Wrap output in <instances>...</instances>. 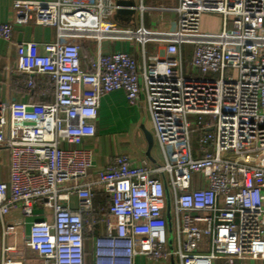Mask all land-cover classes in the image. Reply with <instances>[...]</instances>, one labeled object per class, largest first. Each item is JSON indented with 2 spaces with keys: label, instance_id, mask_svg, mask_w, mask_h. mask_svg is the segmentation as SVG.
I'll list each match as a JSON object with an SVG mask.
<instances>
[{
  "label": "built area",
  "instance_id": "built-area-1",
  "mask_svg": "<svg viewBox=\"0 0 264 264\" xmlns=\"http://www.w3.org/2000/svg\"><path fill=\"white\" fill-rule=\"evenodd\" d=\"M13 9L15 24L58 33L56 42L29 43L18 56L16 71L28 88H36V76L49 77L55 102L7 107L10 177L0 183L1 220L15 209L25 217L36 207L52 214V222L30 226L27 244L40 263L85 264L86 234L97 226L103 233L94 242V264H137L138 257L159 264L264 262V0H179L177 29L163 39L161 55L140 66L129 54L98 51L91 71L82 65L81 40L144 45L149 38L142 35L154 31L120 27L115 0L16 1ZM204 14L221 16L220 34L200 32ZM12 34L13 23L0 25L1 39ZM185 44L193 46L189 76ZM117 90L132 106L145 97L164 165H134L118 154L96 168L91 151L62 147L95 137L100 100ZM97 193L109 199L101 220Z\"/></svg>",
  "mask_w": 264,
  "mask_h": 264
},
{
  "label": "crops",
  "instance_id": "crops-1",
  "mask_svg": "<svg viewBox=\"0 0 264 264\" xmlns=\"http://www.w3.org/2000/svg\"><path fill=\"white\" fill-rule=\"evenodd\" d=\"M16 1H30L49 3L56 0H0V25L13 23L12 40L6 41L0 38V183L8 182L10 177L11 153L6 148L5 142L10 125V116L7 107L13 102L26 104H53L55 92L52 79L47 76H36V88L30 89L27 86V76L16 71L17 59L21 54L26 53L29 43L45 44L58 40L57 30L53 27L37 26L34 23L26 25L15 24L14 3ZM136 3L135 27L142 26L154 32H146L144 38H149L144 45L135 39H110L104 38L98 43L96 40H81V57L84 70L91 71V57L98 51L104 55L112 53H126L131 55L140 66L149 64L152 58L163 53L169 33L177 29V14L174 9L178 7L179 0H134ZM144 7L145 11H141ZM204 16V15H203ZM202 16V17H203ZM115 21V20H114ZM116 22V21H115ZM122 28L134 27L116 22ZM222 32V28L219 33ZM191 44L182 46V58L190 51ZM192 51L191 60H192ZM189 62V67H190ZM185 72V71H184ZM188 73L190 72L187 71ZM83 96L90 95V89H82ZM96 135L88 138L83 143L70 146L63 144L65 149H85L93 155V165L98 167L106 166L114 155L126 154L134 165L147 162L150 166H162L166 158L162 147L158 143L151 116L149 114L145 97L137 105H130L123 90L114 91L105 95L100 100L99 114L95 121ZM147 134L153 137V144L150 146ZM196 143L193 152L198 149V134L195 133ZM192 146V143H191ZM156 148V149H155ZM158 150V152L156 151ZM162 152V153H161ZM194 157L197 155L194 153ZM102 195V196H101ZM104 194H95L94 210L97 219L106 217L108 213L109 199L105 207L99 206ZM70 207L73 210L79 208L78 199L73 196L70 200ZM34 217H25L20 209L12 210L3 220L0 219V264L3 260H11L15 264H41L35 250L27 244L30 233V226L33 222L46 219L53 221L51 212L45 213L40 208L34 209ZM103 233L101 226H97L95 233L86 234L85 264H94L95 239ZM139 260V262L137 261ZM138 264H159L154 263L145 257L137 258ZM169 264H178L173 260ZM247 264H264L263 261L248 262Z\"/></svg>",
  "mask_w": 264,
  "mask_h": 264
},
{
  "label": "rangeland",
  "instance_id": "rangeland-1",
  "mask_svg": "<svg viewBox=\"0 0 264 264\" xmlns=\"http://www.w3.org/2000/svg\"><path fill=\"white\" fill-rule=\"evenodd\" d=\"M221 28H223L221 16L213 15V14H204V16L201 19V24H200V32L201 33L215 34V33H219ZM187 48H190V51H192L191 46H188ZM190 51L189 52L186 51L187 54L185 55V58H184V71H185L186 76H189L187 71H189V69H190V67H189V62L191 61V52ZM195 143H196L195 132H193V135H192V147L193 148L195 146L194 145ZM156 151L158 152V150H156ZM139 258L140 257H138V259ZM137 261L139 262V260H137Z\"/></svg>",
  "mask_w": 264,
  "mask_h": 264
},
{
  "label": "water",
  "instance_id": "water-1",
  "mask_svg": "<svg viewBox=\"0 0 264 264\" xmlns=\"http://www.w3.org/2000/svg\"><path fill=\"white\" fill-rule=\"evenodd\" d=\"M117 9L114 14V20L118 23L135 27V14H136V3L134 0H115ZM149 145L153 144V137L151 134H147Z\"/></svg>",
  "mask_w": 264,
  "mask_h": 264
},
{
  "label": "trees",
  "instance_id": "trees-1",
  "mask_svg": "<svg viewBox=\"0 0 264 264\" xmlns=\"http://www.w3.org/2000/svg\"><path fill=\"white\" fill-rule=\"evenodd\" d=\"M102 196V195H101ZM107 202V199L105 198V196L103 195V197H102V200H100L99 202H98V205L99 206H103V207H105L104 206V204Z\"/></svg>",
  "mask_w": 264,
  "mask_h": 264
},
{
  "label": "bare ground",
  "instance_id": "bare-ground-1",
  "mask_svg": "<svg viewBox=\"0 0 264 264\" xmlns=\"http://www.w3.org/2000/svg\"><path fill=\"white\" fill-rule=\"evenodd\" d=\"M144 36V34L142 35V37Z\"/></svg>",
  "mask_w": 264,
  "mask_h": 264
}]
</instances>
